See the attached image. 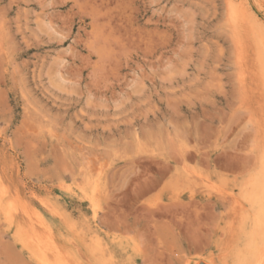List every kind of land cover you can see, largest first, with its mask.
I'll return each mask as SVG.
<instances>
[{"label":"rangeland","instance_id":"rangeland-1","mask_svg":"<svg viewBox=\"0 0 264 264\" xmlns=\"http://www.w3.org/2000/svg\"><path fill=\"white\" fill-rule=\"evenodd\" d=\"M246 3L0 0V264L232 263L264 180Z\"/></svg>","mask_w":264,"mask_h":264},{"label":"bare ground","instance_id":"bare-ground-1","mask_svg":"<svg viewBox=\"0 0 264 264\" xmlns=\"http://www.w3.org/2000/svg\"><path fill=\"white\" fill-rule=\"evenodd\" d=\"M255 1V0H254ZM261 1V0H260ZM255 3V2H254ZM261 3V2H260ZM231 6H233L235 9H239V11L240 12H242V13H244L245 15H248V14H250L249 12H250V7H249V5L246 3V0H229V9H230V7ZM260 6V5H259ZM235 9H233L235 12H237ZM229 12H230V10H229ZM231 13V12H230ZM230 15H233L234 16V14H230ZM242 15V14H241ZM239 17V16H238ZM235 18V17H234ZM234 18H232V19H234ZM248 18V17H247ZM242 20V19H241ZM254 20H256L255 19V17H254ZM263 20H264V18H263ZM244 22V21H243ZM258 22H260V21H257V23ZM244 23H246V22H244ZM236 28V27H235ZM242 28H244V27H242ZM235 30V29H234ZM242 30V29H241ZM264 32V31H263ZM264 34V33H263ZM236 37V36H235ZM261 37V36H260ZM236 40H238V39H236ZM259 41V40H258ZM264 51V50H263ZM263 55V54H262ZM263 58H264V56H263ZM263 144V143H262ZM263 149V148H262ZM163 167H165V166H163ZM164 171H166V170H164ZM252 176H253V174H252ZM250 180V179H249ZM254 180V179H253ZM158 184V183H157ZM249 187L251 188V191L249 192V194H248V192H247V196L245 197L244 196V198L245 199H243V201L244 200H248V203H249V206H250V208H251V215L249 216V220H250V231H249V233H248V230H244V228H242V227H240V230H241V228L244 230V231H242V232H246V234H245V236H244V244H243V246L244 247H242V248H244L243 250H241L240 248H239V246H240V242L236 245V250H235V252H236V254H235V258L233 259V261H232V263L231 264H264V180H257V181H255V182H253L252 184H250L249 185ZM249 189V188H248ZM245 194V193H244ZM1 195V194H0ZM247 198V199H246ZM90 199V198H89ZM1 201V200H0ZM5 201V200H4ZM3 203V202H2ZM5 203V202H4ZM3 203V204H4ZM7 204V203H6ZM1 205V204H0ZM8 205V204H7ZM4 206V205H3ZM10 208V207H9ZM10 210V209H9ZM11 211V210H10ZM247 211V213H248V210H246ZM5 212V211H4ZM244 212V211H243ZM246 213V212H245ZM246 213V214H247ZM5 214V213H4ZM242 214H244V213H242ZM4 217V216H3ZM2 217V218H3ZM242 217H245V216H242ZM13 219V218H12ZM242 219V218H241ZM244 219H246L247 220V218L245 217ZM243 219V220H244ZM7 220V219H6ZM9 222V221H8ZM7 222V223H8ZM245 222V221H244ZM243 222V223H244ZM4 224H6V223H4ZM21 224V223H20ZM8 225V224H7ZM19 225V224H18ZM245 225V224H244ZM247 225V224H246ZM245 225V226H246ZM10 226V225H9ZM29 227H30V224H29ZM248 227V226H247ZM12 228V227H11ZM27 228H28V226H27ZM26 228V230H28ZM32 228H33V226H32ZM246 229V228H245ZM8 230V229H7ZM10 231V230H9ZM20 231V230H19ZM31 232V231H30ZM241 232V231H240ZM22 233V232H21ZM28 233V232H27ZM33 233V232H32ZM31 233V234H32ZM237 234H239V232H238V230H237V232H236ZM30 234V236L33 238V235H31ZM241 234V233H240ZM239 234V235H240ZM17 235V234H16ZM15 236V235H14ZM21 236H23V235H20V237ZM29 235H28V237H30ZM243 236H242V238H243ZM27 237V236H26ZM27 237V238H28ZM236 237H237V235H236ZM12 238H13V236H12ZM15 238V237H14ZM42 238V237H41ZM234 239H236L235 237H234ZM237 239H238V237H237ZM237 239H236V242H237ZM48 240V239H47ZM240 240V239H239ZM14 241H15V239H14ZM23 241H25V240H23ZM28 240H26V242H27ZM16 242V241H15ZM20 242H21V240L19 241V242H17L18 244H20ZM48 242V241H47ZM25 242H23V244H24ZM29 242H27V244H28ZM28 245H30V244H28ZM40 245V244H39ZM34 246V245H33ZM42 246H43V244H42ZM47 246H48V243H47ZM30 247V246H29ZM35 247V246H34ZM52 247V246H51ZM39 248V247H38ZM31 249V248H30ZM37 249V248H36ZM51 249H53V248H51ZM238 249H240V250H238ZM33 250V249H32ZM40 250V249H39ZM41 251V250H40ZM43 251V250H42ZM52 251V250H51ZM57 252V251H56ZM55 253V252H54ZM54 253H53V255H54ZM37 254V253H36ZM44 255V254H43ZM57 255V254H56ZM45 257V256H44ZM48 257H49V255H48ZM57 258H59L58 256H56ZM44 259H46V258H44ZM51 259H55V258H51L50 257V260ZM49 260V259H48ZM49 260V261H50ZM58 261H59V259H57ZM63 261V260H62ZM50 262H52V261H50ZM49 262V263H50ZM54 262H56L55 260H54ZM53 262V263H54ZM60 263V262H59ZM58 263V264H59ZM63 263V262H62ZM51 264V263H50ZM54 264H56V263H54Z\"/></svg>","mask_w":264,"mask_h":264}]
</instances>
